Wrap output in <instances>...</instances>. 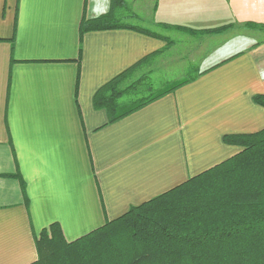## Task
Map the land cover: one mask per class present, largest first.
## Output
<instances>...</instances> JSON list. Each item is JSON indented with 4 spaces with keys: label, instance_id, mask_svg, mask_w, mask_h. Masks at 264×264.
<instances>
[{
    "label": "crops",
    "instance_id": "0c3cea01",
    "mask_svg": "<svg viewBox=\"0 0 264 264\" xmlns=\"http://www.w3.org/2000/svg\"><path fill=\"white\" fill-rule=\"evenodd\" d=\"M105 15L121 26L81 38ZM248 23L264 25V0H0V264L36 261L51 223L73 241L238 153L224 135L263 129L264 27ZM151 55L192 64L188 82L110 122L95 95Z\"/></svg>",
    "mask_w": 264,
    "mask_h": 264
},
{
    "label": "trees",
    "instance_id": "16d2710c",
    "mask_svg": "<svg viewBox=\"0 0 264 264\" xmlns=\"http://www.w3.org/2000/svg\"><path fill=\"white\" fill-rule=\"evenodd\" d=\"M113 2L122 5L124 0ZM258 25L248 23L250 27ZM117 26L121 25L112 23L109 15L84 17L81 38L90 30ZM152 56L95 95V106L107 109L110 122L188 82L141 97L126 107L122 99L130 87L120 89L119 85ZM255 101L264 107V94L257 95ZM223 140L241 150L73 241L65 238L58 222L43 228L36 237L38 259L30 264H264V128L226 134ZM15 176L21 179L25 192L21 175Z\"/></svg>",
    "mask_w": 264,
    "mask_h": 264
},
{
    "label": "rangeland",
    "instance_id": "374dc122",
    "mask_svg": "<svg viewBox=\"0 0 264 264\" xmlns=\"http://www.w3.org/2000/svg\"><path fill=\"white\" fill-rule=\"evenodd\" d=\"M257 27L262 28L264 25L259 24ZM168 60L166 57H159L150 64L139 65L126 76L119 85L120 89L130 87L129 94L122 99V102L126 103V107H129L133 101L141 97L159 94L169 85L177 84L182 75L192 74L190 72L193 67L192 64H185L186 61L176 59L174 63L167 65ZM184 70L187 73H184Z\"/></svg>",
    "mask_w": 264,
    "mask_h": 264
}]
</instances>
